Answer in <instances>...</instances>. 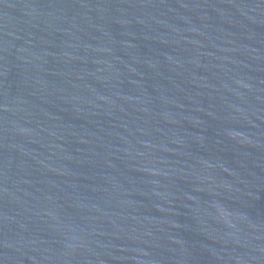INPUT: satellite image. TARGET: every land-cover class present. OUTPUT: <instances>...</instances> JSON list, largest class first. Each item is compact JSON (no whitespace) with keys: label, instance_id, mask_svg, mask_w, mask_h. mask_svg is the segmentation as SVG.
Returning <instances> with one entry per match:
<instances>
[{"label":"water","instance_id":"1","mask_svg":"<svg viewBox=\"0 0 264 264\" xmlns=\"http://www.w3.org/2000/svg\"><path fill=\"white\" fill-rule=\"evenodd\" d=\"M0 264H264V0H0Z\"/></svg>","mask_w":264,"mask_h":264}]
</instances>
